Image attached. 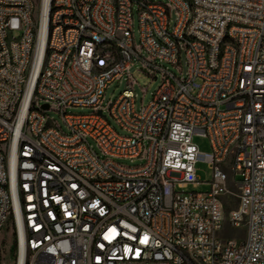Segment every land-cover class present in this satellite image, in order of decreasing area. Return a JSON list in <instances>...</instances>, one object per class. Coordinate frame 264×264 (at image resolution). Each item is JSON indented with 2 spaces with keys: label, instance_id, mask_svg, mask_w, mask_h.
<instances>
[{
  "label": "built area",
  "instance_id": "obj_1",
  "mask_svg": "<svg viewBox=\"0 0 264 264\" xmlns=\"http://www.w3.org/2000/svg\"><path fill=\"white\" fill-rule=\"evenodd\" d=\"M9 224L17 264H264V0H0Z\"/></svg>",
  "mask_w": 264,
  "mask_h": 264
},
{
  "label": "rangeland",
  "instance_id": "obj_2",
  "mask_svg": "<svg viewBox=\"0 0 264 264\" xmlns=\"http://www.w3.org/2000/svg\"><path fill=\"white\" fill-rule=\"evenodd\" d=\"M138 28H139L138 22L136 21L135 33L137 38H139ZM162 64L177 73V70L172 65L168 63H162ZM141 66L142 63L136 60L130 70V75L136 81L134 85V91L137 94L138 108H140L142 104L147 105L150 102L160 82V79L153 80L151 75L147 74L144 70L141 69ZM127 87H128V79L124 77L111 83L106 90L105 102L115 101ZM92 110L93 109L91 108L79 107L72 109V112L89 114L90 112H92ZM49 115L53 117L56 121L61 122V116L58 113L54 111H50ZM195 142L199 145L202 151L211 150V145L208 138L196 136ZM121 161L126 164L138 163V161L131 162L130 160H121ZM197 174L202 181H206L211 178V170L209 169V166L206 162H202V161L198 162ZM196 189L200 191H204L208 189V185L206 183H202ZM225 199L227 203L226 211L228 214L232 208H236L238 206L239 200L238 197L234 195H228L226 196ZM226 232L227 235L237 236L241 239L244 238L246 235L245 227H230L229 225H227ZM17 262H18V252L15 242V235L11 225L9 224L0 234V264H17Z\"/></svg>",
  "mask_w": 264,
  "mask_h": 264
}]
</instances>
